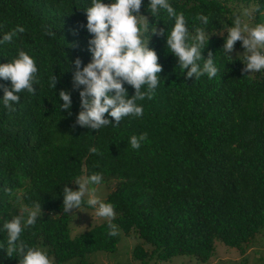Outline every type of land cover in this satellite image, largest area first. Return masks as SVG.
Returning <instances> with one entry per match:
<instances>
[{
  "label": "trees",
  "instance_id": "1",
  "mask_svg": "<svg viewBox=\"0 0 264 264\" xmlns=\"http://www.w3.org/2000/svg\"><path fill=\"white\" fill-rule=\"evenodd\" d=\"M149 3L142 0L140 13L156 23ZM170 3L184 13L190 35L196 27L215 33L203 55L213 53L217 76L187 78L188 70L181 72L178 58L166 47L167 33L153 36L149 47L157 51L163 71L153 98L136 101L143 116L96 130L76 124L80 89L73 87L69 70L77 57L83 65L92 58V34L86 28L91 0H0V39L17 26L25 28L11 43L0 44V64L23 50L34 58L40 80L36 94L20 93L15 111H9L2 100L11 81L0 79V229L19 214L26 219L23 209L42 204L43 215L21 239L45 251L54 264L73 258L93 264L84 261L87 254L113 252L120 234L132 231L141 242L131 258L141 264L181 255L207 263L216 242L243 254L264 228V71H242L243 56L234 55L242 41L236 42L232 62L222 49L233 26V6L253 10L259 5L264 12V0ZM252 12L256 22L264 20ZM200 14L209 18L207 25L196 19ZM161 15L170 32L174 20ZM157 27H166L163 19ZM53 74L58 77L55 90L50 87ZM125 87L129 97L135 94L134 87ZM60 90L71 93V115L61 110ZM143 133L146 140L133 149L130 137ZM92 147L98 152L91 153ZM92 174H101L107 187L103 202L114 206L116 237L108 235L106 219L71 234V216L63 212L64 186L77 190L74 180ZM0 245L5 246L0 264H19V257L7 254L6 230L0 231Z\"/></svg>",
  "mask_w": 264,
  "mask_h": 264
},
{
  "label": "clouds",
  "instance_id": "2",
  "mask_svg": "<svg viewBox=\"0 0 264 264\" xmlns=\"http://www.w3.org/2000/svg\"><path fill=\"white\" fill-rule=\"evenodd\" d=\"M142 0H91L86 8V28L91 35L88 49L92 59L86 65L80 57L70 61L69 70H73V87L80 89L81 110L77 116L76 124L90 129L100 130L109 125L118 126L125 117H142L144 109L136 103L145 98L151 100L161 82L159 75L163 66L159 63L157 51L149 47L153 36L163 37L167 33L166 47L168 51L178 58V68L183 73L187 71V78L195 76L199 80L207 75L208 79L217 76L219 68L215 64V56L209 51L207 58L203 51L207 47L210 37L205 28L196 27L195 35H190L188 22L183 12H177L170 0H150L149 11L156 17V23H150L148 18L140 13ZM260 12L259 5L252 10ZM167 20H174L169 32ZM251 15V13H245ZM264 16V12H260ZM163 19L166 27L158 28L159 21ZM201 24L207 25L209 18L203 14L196 17ZM24 27L17 26L3 35L0 44L11 43L18 33H23ZM52 35V33H48ZM221 36L224 33H219ZM237 41H242V52L245 73L264 71V23L250 26L242 21L239 15L233 19V26L227 30L223 52L228 62L233 61L232 53ZM76 43L70 47H76ZM0 79L10 80L11 88H4L3 105L9 111H15L14 104L20 102V93L27 91L35 95L34 85L40 83L38 67L33 57L23 50L8 63L0 64ZM58 77H50V87L55 90ZM125 84L134 87L135 94L129 97ZM146 86V90H142ZM59 99L63 101L61 110H68L71 115L72 97L66 90H60ZM108 114L109 119L105 114ZM147 138V133L139 136L133 135L128 143L135 150ZM97 153L95 147L89 149ZM101 174H92L87 177H78L74 180L78 190L64 186L63 212L74 213L71 210L83 211L86 204L96 209L95 215L108 221V235H119L117 225L112 221L116 217L114 206L103 202L96 196L95 188L89 185L102 183ZM87 196V199L84 198ZM11 220L4 221L3 229L7 231V254L9 257L20 258L19 264H54L49 255L36 247H29L22 239L26 228L35 226L38 217L43 215L42 204L36 203L33 208H25L22 213ZM86 212V211H84ZM92 216V215H91ZM0 248L5 246L0 245Z\"/></svg>",
  "mask_w": 264,
  "mask_h": 264
},
{
  "label": "rangeland",
  "instance_id": "3",
  "mask_svg": "<svg viewBox=\"0 0 264 264\" xmlns=\"http://www.w3.org/2000/svg\"><path fill=\"white\" fill-rule=\"evenodd\" d=\"M233 8V19L235 18V16L239 15L242 21L248 23L250 26L264 23V20H261L259 22L255 21L250 6L245 7L244 5L239 4L234 5ZM245 13H251V15H246ZM244 51L245 49L241 45L235 50L234 55L238 56L237 53H240L239 56L242 57L244 55L242 52ZM89 187L90 189H96L95 194L102 201L106 198L107 187L104 183H101L99 185H89ZM84 199L86 200L87 196ZM82 210L83 211L73 209L71 210V212L74 213H69L71 216L70 227L72 235H77L83 232L85 229L90 228L93 225L105 220L104 218L95 215V208L87 206L83 207ZM140 242L141 241L138 239L135 231H132L129 236L120 234L118 244L113 252H92L84 257V261L87 263L91 262L93 264H141L139 261L133 260L131 258L132 248ZM244 260V264H264V228L261 229L259 235L256 236L255 239L249 244L243 254L237 253L236 250L226 247L218 241L215 243L213 256L207 263L197 262L194 257L181 255L172 257L171 259L166 261H156L155 259H152L149 260L147 264H241L242 262H244ZM62 264H79V259L73 258Z\"/></svg>",
  "mask_w": 264,
  "mask_h": 264
}]
</instances>
